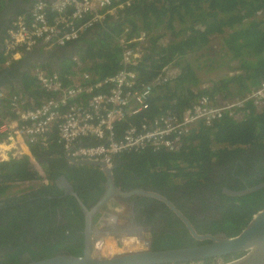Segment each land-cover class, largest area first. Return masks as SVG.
Listing matches in <instances>:
<instances>
[{
    "label": "trees",
    "instance_id": "1",
    "mask_svg": "<svg viewBox=\"0 0 264 264\" xmlns=\"http://www.w3.org/2000/svg\"><path fill=\"white\" fill-rule=\"evenodd\" d=\"M36 3L38 0L33 4ZM4 5L5 2L1 5L0 12ZM28 13L23 10L20 15ZM127 29L129 37L145 33L149 38L141 62L134 67L141 84L153 82L171 64L175 65L179 72L171 81L154 89L150 108L144 114L119 125L118 136L130 125L139 127L145 121H152L163 114L180 115L203 96L213 98L215 103L242 98L264 82V0H135L120 13L118 19L105 21L65 49L75 47L76 55L83 65L82 71H89L100 78L111 76L121 70L122 48L118 39ZM218 36H222L218 45H211L213 37ZM166 37L169 38L168 44L163 42ZM216 48L218 50H215ZM208 49L214 53L213 51L209 53L204 62L205 67L210 68L215 65L214 63L220 62H226L228 67L235 64L232 71L235 74L206 80L211 85L203 89L201 86L204 82L200 77L199 68L195 58L192 59L190 55L206 54ZM57 59L58 62L51 60L47 63L27 61L24 66L9 73V79L4 78L0 87L15 86L14 93L24 92L34 100V105H39L45 94L39 90L35 78L31 75L33 68L41 66L49 71L57 69L63 78L75 75L79 68L73 58L62 59L63 61ZM200 60L201 57L198 61ZM4 62L2 52L0 71L8 70L2 69ZM184 140L179 152H156L149 149L118 157L117 172L124 174L122 188L125 190L151 188L159 191L179 189L186 195H191L194 190L209 186L213 182L214 172L211 168L213 164L246 152L256 155L258 151H264V109L258 112L254 104L249 102L243 120L237 121L226 115L212 126L201 123ZM33 154L44 167L50 185L25 196L7 199L5 203H11L6 207L8 209L14 207L17 213L12 215L7 210V220L11 219L10 224L18 228L20 220L25 221V224L40 222L41 217L36 218V213L42 212L46 218L51 219L55 210L50 213L48 205L59 204L73 222L69 227L72 231L68 236L69 241L81 236L83 246L84 235H79V232L84 230L85 219L76 199L68 196L63 200H57L55 197L51 200L48 196L52 193L61 194L55 182L60 176H66L84 204L94 205L103 193L99 185L100 176L102 177L99 170L101 168L89 165L74 166L58 143L52 144L46 150L35 148ZM259 170L261 181L249 184L250 188L264 183V165L259 166ZM92 171L98 173L99 178L92 175ZM38 177V172L28 158L0 163V193L4 197L11 183L18 180H34ZM92 187L95 189H91ZM227 188L233 191L246 189L243 186L232 185ZM95 190L97 194L90 193ZM30 195L33 196L32 199L17 203L20 198ZM263 208L264 189L239 198L221 194L217 209H221L222 218L212 220L206 229L212 235L224 232L229 237H234L247 227L253 216ZM203 209H207L205 203ZM26 214L28 216L24 218ZM179 234H167L165 236L167 241L161 239L154 245L142 238L135 240L130 246L123 243L126 251L139 247L143 249L138 251H143L158 250L161 246L166 247L162 249H168L171 246L178 248L177 246L198 245L194 244V239H181ZM61 247L75 256L83 255L79 249L63 241L42 247L41 251L30 246H15L9 260L13 264H20V257L27 252L33 259L40 260L56 255ZM41 254H44V257L38 258ZM237 257L238 255H228L193 264L226 263Z\"/></svg>",
    "mask_w": 264,
    "mask_h": 264
},
{
    "label": "built area",
    "instance_id": "2",
    "mask_svg": "<svg viewBox=\"0 0 264 264\" xmlns=\"http://www.w3.org/2000/svg\"><path fill=\"white\" fill-rule=\"evenodd\" d=\"M5 1L0 0V8ZM133 1L36 3L28 15H19L8 28L2 69L19 63L38 47L52 52L76 43L108 18L118 19ZM127 32L128 29L118 39L122 48L121 70L114 75L100 78L84 72L80 59L72 56L79 65L73 76L63 78L59 72L41 66L31 70L39 90L45 94L39 105H34L24 92L14 93L15 86L0 87V163L28 158L39 174L34 180L11 183L7 195L19 197L50 185L44 167L33 154L35 148L46 150L58 143L70 159L101 162L114 169L117 158L127 153L149 149L179 152L196 126H212L226 115L241 121L249 102L258 112L264 109L263 82L242 98L215 103L209 97H201L180 115L163 114L139 127L130 125L118 136L119 125L144 114L150 108L154 89L179 72L178 68L170 70L174 66L171 64L153 82L141 84L134 67L141 62L149 38L145 33L129 37ZM163 40L169 43L168 37Z\"/></svg>",
    "mask_w": 264,
    "mask_h": 264
},
{
    "label": "flooded vegetation",
    "instance_id": "3",
    "mask_svg": "<svg viewBox=\"0 0 264 264\" xmlns=\"http://www.w3.org/2000/svg\"><path fill=\"white\" fill-rule=\"evenodd\" d=\"M34 1L37 0H24V3L27 7H33ZM21 11H23V8L20 9L19 15L21 14ZM10 25L11 23L8 25L6 22L0 24V54L3 52V42ZM61 55L62 54H59V56ZM19 68L21 67L16 68L15 65L8 70L0 71V83L4 81V78L9 79V73ZM261 165H264L263 150L258 151L256 155L246 152V154L222 160L221 162L215 163L211 166L214 172L212 178L213 182L209 186L194 190L191 195H186L183 190L179 189L159 191L151 188L142 190L151 192L154 195L135 194L123 197L115 194V198L111 200V202L116 205L115 208L121 214L119 220L124 222V224L122 223L124 225L123 231L140 235V237H130V235L123 233L119 234L116 238L120 242L127 243L128 246L132 245L133 242L139 238L148 241L152 240L151 243L154 245L156 241L161 239L167 241L165 236L167 234L174 233H180V238L184 240L194 239L182 217H184L191 224L197 233H202L203 235L210 234L208 229H206L207 226H209L212 220H219L222 218L221 209H217V205H219L221 201V194L228 196L226 189L231 190L227 188L229 185H232L233 187L243 186L248 188L249 184L261 181L262 177L259 170V166ZM99 170L102 172L101 169ZM91 173L99 178L98 173H95L94 171ZM101 174L102 177L100 176L99 185L103 189V193L101 195L102 197L106 192L108 180L103 172ZM112 174L114 177L115 190L128 193L132 190L139 189L134 188L125 190L122 188L121 182L123 183L124 174L117 172V164L113 169ZM117 181L120 184L117 183ZM57 189L61 194L52 193L48 196L49 199L53 200L55 197L57 200H63L65 197L69 196L65 194V189H59L58 187ZM91 189L95 188L92 187ZM90 193L97 194L98 192L95 190ZM17 197V195H9L0 198V264H4L5 262L13 264L9 260V256L15 250L13 249L15 246H30L38 251H41L42 247L65 241L70 246L79 249L78 251L82 254L84 253L85 245L83 244L82 246L81 244V236H77L78 238L74 241H69L68 236L72 233L69 227H71L70 225H73V222L67 217L66 212L62 210L59 204L48 205L50 213L55 210L51 219L46 218V216L40 212L36 213V218L41 217L40 222L25 224V221L20 220L18 228L13 227L10 224L11 219L7 220V210L11 212L12 215L17 213L14 207L11 209L6 207L7 204H10L11 202H5L9 198ZM32 198L33 196L31 197V195L20 198L17 203L21 204L23 200H30ZM204 203L207 209H203ZM88 204L89 206L93 205V203ZM27 216V214L24 215V218ZM96 227H100L99 221L97 222ZM77 228L78 227L76 226V230ZM74 232L75 231H73V233ZM81 234L84 235V230L79 232V235ZM194 244L199 245L201 242L194 239ZM162 248L166 247H159V249ZM65 250L66 249L61 247L59 251L61 252ZM27 253H24L20 259ZM41 257H44V254L38 255V258Z\"/></svg>",
    "mask_w": 264,
    "mask_h": 264
},
{
    "label": "water",
    "instance_id": "4",
    "mask_svg": "<svg viewBox=\"0 0 264 264\" xmlns=\"http://www.w3.org/2000/svg\"><path fill=\"white\" fill-rule=\"evenodd\" d=\"M52 3L55 0H38V2ZM30 12L32 7H27L24 0H10L5 1L4 9L0 12V24L6 22L8 25L12 23L20 13V9ZM75 47L73 46V51ZM65 48H58L52 52L44 53L41 47H38L34 52L28 53L17 65L16 68L22 67L27 61L35 60L39 63L48 62L54 56H59L64 52ZM75 55V51L72 56ZM70 159V158H69ZM74 165H93L99 166L105 177L108 180L105 194L92 206H87L81 200L75 191L72 183L66 176H60L55 184L59 189H65L66 195L72 196L76 199L79 207L84 214V245L85 251L82 256H75L70 251L65 250L56 255L40 260H34L30 253L25 254L20 259V264H190L201 262L213 258H222L228 255H238L232 261L222 264H264V208L258 211L238 235L229 237L226 233L221 232L215 235L199 234L191 226V224L184 218L191 236L199 241L204 242L202 245H195L190 247H178L168 249H148L137 252H130L111 258L102 257L94 254V247L98 237L109 238L118 237L119 234H126L131 236L133 233L123 231V224L119 222L120 212L115 208L116 205L111 202L118 196H132L135 194L154 195L142 189H135L128 193H123L120 190H115L113 169L107 168L101 162L81 160L76 161L70 159ZM264 189V183L253 188H246L243 191L227 190L226 193L230 197H244L252 193ZM115 190V191H114ZM111 214V216H109ZM99 221L100 227L97 228ZM152 242V240H150Z\"/></svg>",
    "mask_w": 264,
    "mask_h": 264
},
{
    "label": "rangeland",
    "instance_id": "5",
    "mask_svg": "<svg viewBox=\"0 0 264 264\" xmlns=\"http://www.w3.org/2000/svg\"><path fill=\"white\" fill-rule=\"evenodd\" d=\"M222 36H218V37H213V40L211 45H218V41L221 40ZM163 42H165L163 40ZM215 50H218V48H216ZM213 51L208 49L206 54H192L190 55V57L192 59L195 58L196 64L199 68V72H200V77L203 80V84L201 86V88H209L211 83L210 82H206V80H214V79H219L221 77L224 76H231L233 74H235V72L233 71L234 65L235 64H231V67L227 66L226 62H220V64L218 63H214L215 65L213 67H205L204 66V62L206 61V59L209 56V53ZM214 53V51H213ZM201 57V60L198 61V59ZM198 61V62H197ZM177 70V67L171 66L170 70ZM5 196H9V195H5ZM3 198V197H2ZM135 236H131V237H136L140 235L137 234H133ZM95 247H94V254L98 255V256H102V257H112V256H117V255H121L122 253L125 252H133V251H138V250H142V247H139L138 249L135 250H131V251H126L125 250V245L123 242L118 241V239L116 237H109V238H97L96 239V243H95ZM145 247V246H144ZM175 248L176 246H171V248ZM179 247V246H177ZM145 249V248H144ZM222 264V263H219Z\"/></svg>",
    "mask_w": 264,
    "mask_h": 264
},
{
    "label": "crops",
    "instance_id": "6",
    "mask_svg": "<svg viewBox=\"0 0 264 264\" xmlns=\"http://www.w3.org/2000/svg\"><path fill=\"white\" fill-rule=\"evenodd\" d=\"M108 20H112V18H108ZM95 34V33H94ZM82 39V38H81ZM75 51V50H74ZM73 47H71L70 48V50H68V49H65L64 50V52L62 53V55H61V57H58V56H56L57 58H59L60 59V61H63L62 59H66V58H70V59H72L73 57L75 58V57H79V56H77L76 54V51H75V55L72 57V54H73ZM44 53H49V52H45V51H43ZM63 54H69V55H63ZM57 58H52L51 60H57V61H54V62H58L59 60L57 59ZM73 58V59H74ZM50 60V61H51ZM50 61H48V62H50ZM37 62V61H36ZM39 63V62H38ZM43 63H47V62H43ZM54 71H56V72H59V70H57V69H54ZM115 163L116 164H118L117 163V160L115 161ZM109 216H111V214H109ZM110 222H113L114 224H117V223H120V224H122V221L121 220H119V222H114V221H110Z\"/></svg>",
    "mask_w": 264,
    "mask_h": 264
},
{
    "label": "bare ground",
    "instance_id": "7",
    "mask_svg": "<svg viewBox=\"0 0 264 264\" xmlns=\"http://www.w3.org/2000/svg\"><path fill=\"white\" fill-rule=\"evenodd\" d=\"M119 43V42H118ZM203 97H209V96H203ZM210 99H211V97H209ZM213 102H215V100L212 98L211 99ZM187 109H189V108H187ZM122 156V155H121ZM100 238H102V237H100ZM150 242V241H149ZM137 252V251H136ZM127 253H130V252H127ZM122 255V254H121ZM117 256H119V255H117ZM113 257V256H112ZM108 258H111V257H108Z\"/></svg>",
    "mask_w": 264,
    "mask_h": 264
}]
</instances>
